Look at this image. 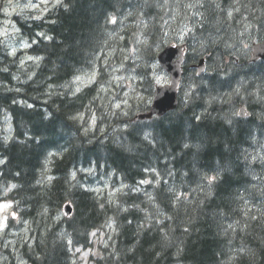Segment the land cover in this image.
<instances>
[{
    "label": "trees",
    "instance_id": "obj_1",
    "mask_svg": "<svg viewBox=\"0 0 264 264\" xmlns=\"http://www.w3.org/2000/svg\"><path fill=\"white\" fill-rule=\"evenodd\" d=\"M13 20L35 62L0 43V202L14 205L0 264H76L107 223L92 264H264V61L249 51L264 0H60ZM169 44L185 47L176 108L138 120ZM100 176L123 188L93 190Z\"/></svg>",
    "mask_w": 264,
    "mask_h": 264
},
{
    "label": "rangeland",
    "instance_id": "obj_2",
    "mask_svg": "<svg viewBox=\"0 0 264 264\" xmlns=\"http://www.w3.org/2000/svg\"><path fill=\"white\" fill-rule=\"evenodd\" d=\"M53 3L52 0H0V38L4 41L6 46L10 48H15L17 36L14 32V29L11 25V18L22 13V11H31L34 15L40 16L42 13L50 7V4ZM21 54L22 65H25V61L28 60L27 57ZM30 76V74H28ZM156 83L159 85L168 83V77L161 72L155 76ZM94 81L92 75L86 76L81 79L80 84H90ZM137 99L143 101L145 98L143 96H137ZM151 98L149 99V103ZM5 123L0 125V131H4L6 137L11 136V122L9 117H5ZM2 131V132H3ZM48 168V167H47ZM47 170V169H46ZM93 190L101 194H111L117 192L123 188L121 185H116L113 187L106 178L103 176L96 177L93 179L92 183L88 185ZM7 192V189L5 190ZM13 205L9 200H3L0 202V235L6 228V221L11 216ZM115 234L114 226L111 223H107L105 230L94 232L92 234L93 245L91 248L82 251L77 250L75 254V263L76 264H91L89 262L90 257H99L101 255L100 247L106 246L108 237H112ZM25 264V263H21Z\"/></svg>",
    "mask_w": 264,
    "mask_h": 264
},
{
    "label": "water",
    "instance_id": "obj_3",
    "mask_svg": "<svg viewBox=\"0 0 264 264\" xmlns=\"http://www.w3.org/2000/svg\"><path fill=\"white\" fill-rule=\"evenodd\" d=\"M250 52L251 62L264 59V42L253 44L250 47ZM157 60L160 67L168 74L170 84L155 89L150 110L148 113L138 115L137 118L140 120L150 119L153 116L160 117L173 110L177 104V94L183 75L184 46L169 45L165 47L158 55ZM195 68L197 69V75L200 76L204 72V59L199 60ZM239 116L241 118L249 117L243 109L239 111ZM64 211L68 215L71 209L66 205Z\"/></svg>",
    "mask_w": 264,
    "mask_h": 264
},
{
    "label": "bare ground",
    "instance_id": "obj_4",
    "mask_svg": "<svg viewBox=\"0 0 264 264\" xmlns=\"http://www.w3.org/2000/svg\"><path fill=\"white\" fill-rule=\"evenodd\" d=\"M251 62V61H250ZM70 207H71V205H70Z\"/></svg>",
    "mask_w": 264,
    "mask_h": 264
}]
</instances>
